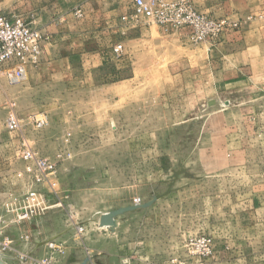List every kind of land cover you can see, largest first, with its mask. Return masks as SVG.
Masks as SVG:
<instances>
[{"label":"rangeland","instance_id":"rangeland-1","mask_svg":"<svg viewBox=\"0 0 264 264\" xmlns=\"http://www.w3.org/2000/svg\"><path fill=\"white\" fill-rule=\"evenodd\" d=\"M209 1L239 29L194 45L125 0H0L71 55L0 74V264H264V0Z\"/></svg>","mask_w":264,"mask_h":264},{"label":"built area","instance_id":"built-area-1","mask_svg":"<svg viewBox=\"0 0 264 264\" xmlns=\"http://www.w3.org/2000/svg\"><path fill=\"white\" fill-rule=\"evenodd\" d=\"M81 12L77 9L75 15L79 17ZM141 19L164 32L183 35L194 45L213 42L225 32L239 29L237 21L198 11L192 0H130L129 12L121 21L137 23ZM43 40L42 33L23 17L0 15V74L9 67L37 66ZM122 54V45L113 47L112 55L116 59ZM6 127L9 131L16 130L17 119L10 117ZM41 167L47 168V164L42 163Z\"/></svg>","mask_w":264,"mask_h":264},{"label":"crops","instance_id":"crops-1","mask_svg":"<svg viewBox=\"0 0 264 264\" xmlns=\"http://www.w3.org/2000/svg\"><path fill=\"white\" fill-rule=\"evenodd\" d=\"M55 1V0H51ZM59 1V0H56ZM87 1V0H85ZM126 1V6L121 10L118 11V8L115 6L112 7L111 13L114 15L116 13H119V17L121 15H125L126 10L129 12V4L130 0H125ZM111 2L116 3V0H111ZM128 2V3H127ZM209 2H214V0H211ZM85 10L89 9L88 4L84 7ZM81 9V8H80ZM177 36L179 39L186 41L185 37L183 35H178V34H171ZM50 45L47 46V44L42 43V52H41V58L40 62L37 66H26L24 68V73L26 75V85H32L35 83H43L47 81L49 78L57 77V75H60V78H68V76L71 75V55L69 53H66V55H62V58L59 60H49L50 58L47 57V51L46 49ZM53 46H51L52 48ZM86 48V47H85ZM99 56V55H98ZM94 58V56H92ZM185 63V62H184ZM183 64V63H182ZM186 64V63H185ZM190 63H188L187 67H190ZM22 70V69H21ZM22 73V71L20 72ZM1 85V83H0ZM1 87V86H0ZM19 90H21L19 88ZM19 96L21 93H18Z\"/></svg>","mask_w":264,"mask_h":264}]
</instances>
